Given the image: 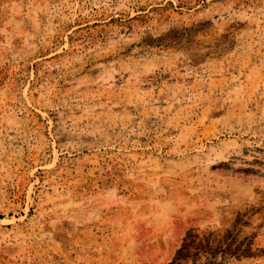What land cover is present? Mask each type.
<instances>
[{"label": "rangeland", "instance_id": "374dc122", "mask_svg": "<svg viewBox=\"0 0 264 264\" xmlns=\"http://www.w3.org/2000/svg\"><path fill=\"white\" fill-rule=\"evenodd\" d=\"M0 264H264V0H0Z\"/></svg>", "mask_w": 264, "mask_h": 264}]
</instances>
